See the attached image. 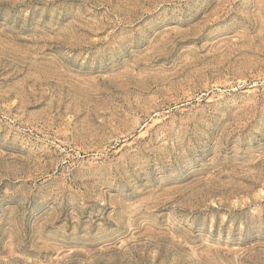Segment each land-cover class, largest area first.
Wrapping results in <instances>:
<instances>
[{
  "label": "rangeland",
  "instance_id": "1",
  "mask_svg": "<svg viewBox=\"0 0 264 264\" xmlns=\"http://www.w3.org/2000/svg\"><path fill=\"white\" fill-rule=\"evenodd\" d=\"M0 264H264V0H0Z\"/></svg>",
  "mask_w": 264,
  "mask_h": 264
}]
</instances>
